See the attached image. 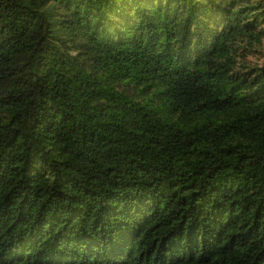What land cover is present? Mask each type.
<instances>
[{
    "label": "trees",
    "instance_id": "1",
    "mask_svg": "<svg viewBox=\"0 0 264 264\" xmlns=\"http://www.w3.org/2000/svg\"><path fill=\"white\" fill-rule=\"evenodd\" d=\"M0 264H264V0H0Z\"/></svg>",
    "mask_w": 264,
    "mask_h": 264
}]
</instances>
